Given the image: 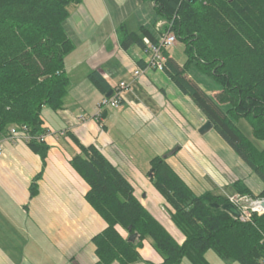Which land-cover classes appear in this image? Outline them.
Instances as JSON below:
<instances>
[{
  "label": "trees",
  "instance_id": "1",
  "mask_svg": "<svg viewBox=\"0 0 264 264\" xmlns=\"http://www.w3.org/2000/svg\"><path fill=\"white\" fill-rule=\"evenodd\" d=\"M81 1L0 0V140L8 138L11 128L26 133V145L41 160L36 178L41 176L49 148L40 139L48 133L42 127L41 110L63 107L69 82L64 58L74 48L64 22ZM143 1L153 3L165 20L163 30L184 44L183 64L166 57L162 71L262 181L263 188L254 194L235 180V192L264 198V145L258 148L235 123L246 118L251 135L264 144V0ZM117 33L125 49L143 46L142 36L158 40L144 26L135 32L120 24ZM197 73L210 77L218 87L206 92L193 78ZM88 78L105 96L110 86L98 72H90ZM71 136L79 151L69 164L88 185L85 200L106 223L91 238L97 256L94 264L140 261L138 249L145 239L162 258L157 264H181L184 259L190 264H210L205 258L208 250L226 263L264 264V213L239 220L222 208L227 196L211 191L196 194L165 158L154 156L147 174L184 236L178 243L106 156L95 145H82ZM36 191L33 182L31 196Z\"/></svg>",
  "mask_w": 264,
  "mask_h": 264
},
{
  "label": "crops",
  "instance_id": "2",
  "mask_svg": "<svg viewBox=\"0 0 264 264\" xmlns=\"http://www.w3.org/2000/svg\"><path fill=\"white\" fill-rule=\"evenodd\" d=\"M107 2L82 0L64 22L74 43L64 58L69 82L63 107L41 110L42 127L48 131L44 141L49 146L41 176L35 177L41 160L25 142L0 140V264L96 262L91 238L106 223L85 200L88 185L69 164L79 151L71 135L82 145H95L106 156L132 184L136 198L178 243L184 236L171 221L167 203L145 179L152 157L165 158L196 194L231 195L235 180L254 194L263 188L258 176L213 128L198 132L205 116L164 71L149 66L143 46L133 44L125 49L120 45V24L135 32L144 26L159 39L165 31L164 19L153 3L149 2L151 12L144 9L149 5L143 8L140 4L143 0H120L111 10ZM135 5L141 8L139 13H134ZM176 47L162 53L182 65L185 58L174 56ZM136 69L140 74H133ZM92 71L109 86L120 81L127 84L121 88L120 105L105 107L99 118L97 106L104 95L90 82ZM33 182L37 191L31 196ZM116 228L127 236L123 228ZM138 251L142 260L131 264L162 261L148 239Z\"/></svg>",
  "mask_w": 264,
  "mask_h": 264
},
{
  "label": "built area",
  "instance_id": "3",
  "mask_svg": "<svg viewBox=\"0 0 264 264\" xmlns=\"http://www.w3.org/2000/svg\"><path fill=\"white\" fill-rule=\"evenodd\" d=\"M143 49L149 54L148 64L150 67H154L158 70H163V65L166 57L163 55L162 50H170L176 46V37L170 31H164L156 42H152L147 36L142 37ZM140 70L133 71L134 75L140 74ZM127 84L124 81H120L118 84H110L112 86V95L109 97L102 96L97 106L96 117H100L102 110L105 107H118L120 105L121 88H124ZM10 135L8 140L13 143L25 142L27 139L26 133L23 130H17L15 128L10 129ZM48 134V133H47ZM46 134V135H47ZM46 135H41L40 139H44ZM2 149L0 146V155ZM228 202L232 203L239 210V216L237 217L241 221L250 220L252 214L264 213V206L259 204L260 200L264 198H250L246 194L234 193L227 196Z\"/></svg>",
  "mask_w": 264,
  "mask_h": 264
},
{
  "label": "rangeland",
  "instance_id": "4",
  "mask_svg": "<svg viewBox=\"0 0 264 264\" xmlns=\"http://www.w3.org/2000/svg\"><path fill=\"white\" fill-rule=\"evenodd\" d=\"M108 1V2H107ZM113 1V3L114 4H112V3H110V2H112ZM115 1V2H114ZM106 2H107V5H108V8H110V10L111 9H113V7H116L117 5H116V3H118V4H121V2H120V0H106ZM146 3V4H145ZM142 6H143V8L145 7V6H147L148 7V5H149V8H144L145 10L146 9H149L151 12H153V9H152V7L150 6V4H149V1H144V2H142V3H140ZM121 6H124L123 8L125 9V5H121ZM136 6V12H134V13H137L138 11H140L141 10V8L138 6V5H135ZM151 7V8H150ZM149 11V12H150ZM139 13V12H138ZM126 15H127V12H126ZM127 18H129V16H126ZM164 22H165V20H164ZM164 24V23H163ZM176 45H177V47H176V49H175V51L173 52V54H174V56L178 59V60H183V49H184V44L181 42V41H176ZM183 57V58H182ZM194 80H195V82H197L206 92H210V91H212L214 88H216V87H218V85L210 78V77H208V76H206V75H204V74H199V73H197V74H195L194 75ZM212 93H215V92H212ZM235 123H236V125L238 126V128L242 131V133L244 134V135H246L258 148H262L263 147V143L261 142V141H259V140H256L252 135H251V126H250V123H249V121L246 119V118H244V117H242V118H238V119H236L235 120ZM211 131H213L214 133L216 132L214 129L213 130H211ZM217 133V132H216ZM148 178V179H147ZM147 178H145L146 179V181H147V183H149V185H150V187L153 189V190H155V188H154V186H153V184H152V182H151V180H150V178L149 177H147ZM139 180V179H138ZM149 181V182H148ZM139 182V184L141 183V184H144L143 182H141L140 180L138 181ZM156 192H157V190H155ZM158 193V192H157ZM236 193V192H235ZM159 194V193H158ZM234 194V193H233ZM250 198H251V196L250 195H248ZM254 197V196H253ZM252 197V198H253ZM254 198H259V197H254ZM205 258L207 259V261L210 263V264H239L238 262H230V263H226V262H224L223 260H221L218 256H216L215 254H214V252L213 251H211V250H208L206 253H205ZM190 264V262L187 260V259H184L183 260V264Z\"/></svg>",
  "mask_w": 264,
  "mask_h": 264
},
{
  "label": "water",
  "instance_id": "5",
  "mask_svg": "<svg viewBox=\"0 0 264 264\" xmlns=\"http://www.w3.org/2000/svg\"><path fill=\"white\" fill-rule=\"evenodd\" d=\"M112 94V89H109L108 92L105 94V96H110ZM212 128V123L209 120H206L198 129V132L200 134H203L205 132H207L208 130H210ZM259 204L261 206H264V199L259 201ZM214 207H217L218 204L216 203H212L211 204ZM222 208L226 211H228L230 214H232L234 217H238L239 216V210L236 206H234L232 203H225L222 205ZM130 240H133L134 237H129Z\"/></svg>",
  "mask_w": 264,
  "mask_h": 264
}]
</instances>
